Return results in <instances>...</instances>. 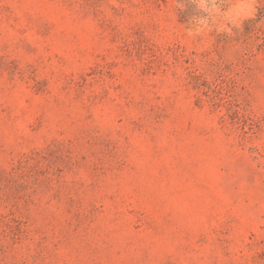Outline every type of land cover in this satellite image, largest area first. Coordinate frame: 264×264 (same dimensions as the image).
<instances>
[{
    "label": "rangeland",
    "instance_id": "1",
    "mask_svg": "<svg viewBox=\"0 0 264 264\" xmlns=\"http://www.w3.org/2000/svg\"><path fill=\"white\" fill-rule=\"evenodd\" d=\"M0 264H264V0H0Z\"/></svg>",
    "mask_w": 264,
    "mask_h": 264
},
{
    "label": "clouds",
    "instance_id": "2",
    "mask_svg": "<svg viewBox=\"0 0 264 264\" xmlns=\"http://www.w3.org/2000/svg\"><path fill=\"white\" fill-rule=\"evenodd\" d=\"M205 10L207 11V9H206V8H205ZM198 22H202V21L198 19Z\"/></svg>",
    "mask_w": 264,
    "mask_h": 264
}]
</instances>
